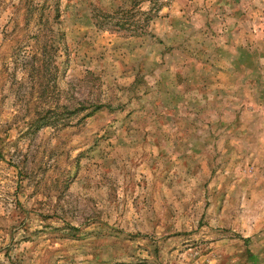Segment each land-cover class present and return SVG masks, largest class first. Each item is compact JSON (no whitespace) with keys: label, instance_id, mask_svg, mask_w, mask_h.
I'll use <instances>...</instances> for the list:
<instances>
[{"label":"rangeland","instance_id":"rangeland-1","mask_svg":"<svg viewBox=\"0 0 264 264\" xmlns=\"http://www.w3.org/2000/svg\"><path fill=\"white\" fill-rule=\"evenodd\" d=\"M0 264H264V0H0Z\"/></svg>","mask_w":264,"mask_h":264}]
</instances>
